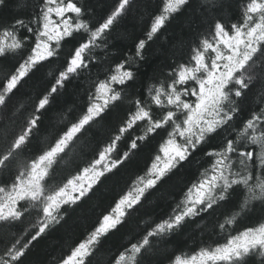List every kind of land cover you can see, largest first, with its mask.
Segmentation results:
<instances>
[{"label":"snow or ice","instance_id":"1","mask_svg":"<svg viewBox=\"0 0 264 264\" xmlns=\"http://www.w3.org/2000/svg\"><path fill=\"white\" fill-rule=\"evenodd\" d=\"M0 264H264V0H0Z\"/></svg>","mask_w":264,"mask_h":264},{"label":"trees","instance_id":"2","mask_svg":"<svg viewBox=\"0 0 264 264\" xmlns=\"http://www.w3.org/2000/svg\"><path fill=\"white\" fill-rule=\"evenodd\" d=\"M20 4L23 5L25 0H19ZM11 11H19L18 7H11ZM27 91V90H25ZM70 99V97H69ZM111 199V193H99L96 199V202L103 206L106 201ZM256 216L259 213L254 214ZM85 219L73 224L68 232L66 233L64 230L55 231L50 234L41 244L33 251V255L30 257L31 260L43 262L49 258V256L58 255L62 250H66L64 248L65 239L75 240L81 237L86 227H90L91 224L95 221V214H89L87 212L84 213ZM254 220H244L240 227L245 225L254 223ZM208 231L211 232V228H208ZM184 240H188L187 236L183 238ZM222 239V238H221ZM111 243V242H110ZM176 245H170L169 251H172ZM193 247V242L188 240L187 245L184 247V251H188Z\"/></svg>","mask_w":264,"mask_h":264}]
</instances>
